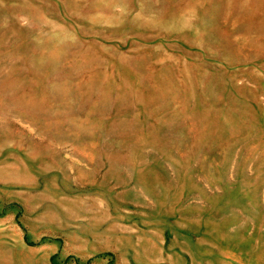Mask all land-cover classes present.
<instances>
[{
	"label": "rangeland",
	"instance_id": "374dc122",
	"mask_svg": "<svg viewBox=\"0 0 264 264\" xmlns=\"http://www.w3.org/2000/svg\"><path fill=\"white\" fill-rule=\"evenodd\" d=\"M0 264H264V0H0Z\"/></svg>",
	"mask_w": 264,
	"mask_h": 264
}]
</instances>
